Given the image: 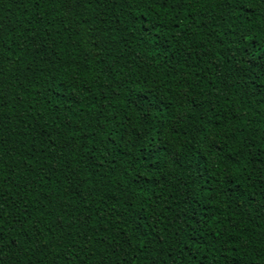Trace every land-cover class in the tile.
Listing matches in <instances>:
<instances>
[{"label":"trees","instance_id":"1","mask_svg":"<svg viewBox=\"0 0 264 264\" xmlns=\"http://www.w3.org/2000/svg\"><path fill=\"white\" fill-rule=\"evenodd\" d=\"M0 264H264V0H0Z\"/></svg>","mask_w":264,"mask_h":264}]
</instances>
